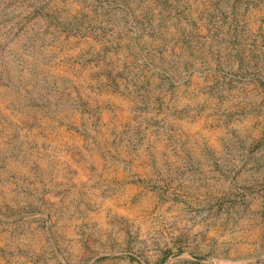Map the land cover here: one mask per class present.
Masks as SVG:
<instances>
[{"label": "rangeland", "instance_id": "obj_1", "mask_svg": "<svg viewBox=\"0 0 264 264\" xmlns=\"http://www.w3.org/2000/svg\"><path fill=\"white\" fill-rule=\"evenodd\" d=\"M151 1L0 0V264H264V0L174 83L121 39Z\"/></svg>", "mask_w": 264, "mask_h": 264}, {"label": "trees", "instance_id": "obj_2", "mask_svg": "<svg viewBox=\"0 0 264 264\" xmlns=\"http://www.w3.org/2000/svg\"><path fill=\"white\" fill-rule=\"evenodd\" d=\"M102 6L110 4V0H94ZM119 0H112L117 3ZM258 1V0H257ZM248 0H205L204 6L197 10L198 16L187 14L188 8L182 4H176L174 12L165 13L158 0L151 1L148 9L143 14L135 12L131 4H123L124 17L130 23L131 34L124 35L122 39L125 47L135 50V59L145 58L142 64H138L139 72L149 81L150 71L162 69L167 81L175 82L176 75L194 69L195 65L190 58L196 48L214 49L220 36L236 34L247 10ZM246 7H243L245 6ZM189 13V12H188ZM94 19V18H93ZM207 37L208 42L206 39ZM166 48V49H164ZM243 57V56H242ZM240 58V62L244 60ZM182 59L179 67L174 68L173 63ZM232 67L228 62L221 63ZM147 68L148 70H145ZM252 66L246 65L241 69L246 72ZM239 69V68H237ZM175 71V72H174Z\"/></svg>", "mask_w": 264, "mask_h": 264}, {"label": "water", "instance_id": "obj_3", "mask_svg": "<svg viewBox=\"0 0 264 264\" xmlns=\"http://www.w3.org/2000/svg\"><path fill=\"white\" fill-rule=\"evenodd\" d=\"M189 257H193V258H202V257H198L196 255H178V256H175V259H183V258H189ZM255 260H244V261H239V263H250V262H253Z\"/></svg>", "mask_w": 264, "mask_h": 264}]
</instances>
